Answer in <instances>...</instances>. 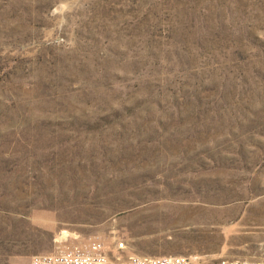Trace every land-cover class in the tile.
<instances>
[{
	"label": "rangeland",
	"instance_id": "obj_1",
	"mask_svg": "<svg viewBox=\"0 0 264 264\" xmlns=\"http://www.w3.org/2000/svg\"><path fill=\"white\" fill-rule=\"evenodd\" d=\"M97 241L264 260V0H0V264Z\"/></svg>",
	"mask_w": 264,
	"mask_h": 264
},
{
	"label": "built area",
	"instance_id": "obj_2",
	"mask_svg": "<svg viewBox=\"0 0 264 264\" xmlns=\"http://www.w3.org/2000/svg\"><path fill=\"white\" fill-rule=\"evenodd\" d=\"M125 247L124 242L118 248ZM31 264H200L196 258L185 255L139 256L130 255L126 259L111 257L100 241L93 242L88 248H76L52 254H36ZM217 264H264V260L222 259Z\"/></svg>",
	"mask_w": 264,
	"mask_h": 264
}]
</instances>
